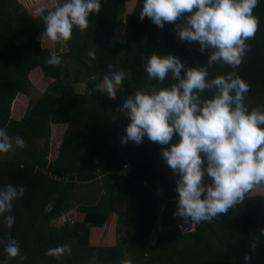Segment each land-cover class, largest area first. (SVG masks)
Returning <instances> with one entry per match:
<instances>
[{
    "label": "trees",
    "instance_id": "1",
    "mask_svg": "<svg viewBox=\"0 0 264 264\" xmlns=\"http://www.w3.org/2000/svg\"><path fill=\"white\" fill-rule=\"evenodd\" d=\"M142 4L143 0H101L100 12L89 16V27L83 32L73 29L72 38L64 43L78 69L72 83L63 60L59 66L47 64L53 52L43 46L40 35L45 26L34 15L36 8L47 14L56 2L40 0L26 8L20 0H0V128L25 141L23 149L16 148L13 140V151L0 153L6 158L0 159V188L7 184L26 188L12 213L5 214L15 216L10 230L0 216V264L8 259L3 249L9 235L19 242L26 259L16 257L8 264H90L93 255L97 264H136V259L138 264H245V255L251 256L249 264H264V235L259 231L264 228V192L259 186L228 213L182 233V218L173 215L179 175L161 154L170 145L151 142L147 136L140 144L121 142L130 122L119 111L123 101L156 83L144 71L151 55H173L184 69L207 67L209 80L233 70L222 63L208 67L211 49L202 53L199 46L191 48L178 41L175 34L182 20L176 25L165 22L163 28L148 17L141 21ZM253 14L259 19L258 31L247 42L251 51L235 70L250 85L245 96L249 110L264 108V0H259ZM90 50L96 59L88 62ZM109 64L127 74L115 99L97 91ZM34 77L50 84L31 101L21 120L13 119L11 105L20 95L31 97ZM84 77L89 89L79 93L76 86ZM175 83L169 71L161 86ZM211 95V91L202 94ZM61 125L67 131L57 152L50 139ZM42 140L46 144L41 148ZM178 141L175 134L170 144ZM97 160L105 191L97 201L83 204L76 194L98 179ZM209 184L210 179L205 185ZM75 208L86 216L72 222ZM116 231L125 235L117 245L109 238ZM254 238L258 244L251 251ZM65 243L71 244L70 254L59 259L45 255L48 248Z\"/></svg>",
    "mask_w": 264,
    "mask_h": 264
},
{
    "label": "clouds",
    "instance_id": "2",
    "mask_svg": "<svg viewBox=\"0 0 264 264\" xmlns=\"http://www.w3.org/2000/svg\"><path fill=\"white\" fill-rule=\"evenodd\" d=\"M258 2L143 0L141 21L148 17L163 28L165 22L176 25L182 20L176 29L179 38L198 42L202 53L211 49L208 67L222 63L233 69L209 80L207 67L184 69V64L173 55L153 54L147 58L144 71L147 79L156 83L136 90L119 108L130 121L125 128L126 136L121 138L123 144L129 141L140 144L147 136L151 142L170 145L162 148L161 154L172 172L179 175L175 182L177 210L173 215L186 223L211 222L242 204L249 192L264 185V108L249 110L245 96L250 85L235 71L251 51L247 42L254 39L258 31L259 19L253 14ZM101 7V0H64L47 14L43 8H36L34 15L41 18L45 26L43 38L63 44L72 38L74 28L85 31L89 27V16L99 13ZM87 56L88 62L96 59L94 50L88 51ZM61 62V57L55 54L47 59L50 66ZM169 71L178 83L162 87ZM126 75L123 70H113V65L109 64L97 91L115 99ZM206 91H211L210 98L202 96ZM59 127H56L58 132ZM175 134L179 141L170 144ZM13 140L16 148L25 147L21 136L10 137L6 128H0V153L12 150ZM205 173L211 180L209 185L203 183ZM25 191L22 185L7 184L0 188V216L9 230L15 216L5 214L12 213L14 202L22 198ZM259 231L264 235V228ZM257 244L254 238L249 249L254 251ZM3 250L8 259L2 264L16 257L21 261L26 259L21 255L19 242L10 235ZM70 253L71 244L65 243L48 248L45 255L59 259ZM243 259L249 264L251 256L245 255ZM90 264H97L96 255ZM122 264H131V261Z\"/></svg>",
    "mask_w": 264,
    "mask_h": 264
},
{
    "label": "rangeland",
    "instance_id": "3",
    "mask_svg": "<svg viewBox=\"0 0 264 264\" xmlns=\"http://www.w3.org/2000/svg\"><path fill=\"white\" fill-rule=\"evenodd\" d=\"M20 2L23 5H25L26 8H30V7H33V5H35L37 2H40V0H20ZM54 2H56V6H57L58 4H62L64 2V0H54ZM175 36H176V39L178 41H182L184 44L188 45L191 48L194 47L197 49V47L199 46L198 42H188V41L181 40L179 38L178 31H176ZM40 39L43 42L44 47L50 48L52 50L53 54L59 55L61 57V60H63V62H64L63 63L64 66L68 67L66 70V73H68V77L70 78V80L73 83L74 80H76L78 69L76 67L75 60L70 57L73 55H72L69 47H67L64 43L63 44L53 43V42L49 41L46 37L43 38V33L40 35ZM82 81H83V83L78 84L76 86V88H77L79 93H86L87 90L89 89V83H88V81L86 82L85 77L83 78ZM34 83H35V86L33 87V89H35V90L33 91L31 97L20 95L14 101L13 111L11 113V117L13 119L21 120L24 117V115L26 113H28V110L30 108L29 106L31 105V101L37 100L41 96V93H43L42 88H46L47 85L50 84V82L44 83L42 80L38 81L35 79V77H34ZM59 128L62 129L63 127L60 126ZM65 131H66V128L64 127L62 132L55 131L53 133V135L50 139V141H51L50 146L53 147L54 151L57 150V152H59L63 138H64ZM45 144H46V140H42L39 142V147H41V148L45 147ZM13 148L9 152L13 151ZM201 156L203 157V154H201ZM56 157H57V155H56ZM0 159H6L5 154H0ZM95 167L97 168L96 172H99V166L96 165ZM97 176H98L97 180H94L93 182L85 184L82 186V188L78 189V192L76 194L78 201H81V203H83V204L93 203L96 199L98 200V198L101 197L103 191H105L103 181H101L104 178V176L102 178H99L100 175H98V174H97ZM208 179L209 178L207 177V174L205 173L203 183L206 184ZM259 191L264 192V185L259 186ZM76 205L78 207L79 204L76 203ZM75 209H76V211H74V213L76 214V218L74 219V217H72L71 218L72 222L75 220H78V219H80V220L84 219V217L86 215L82 214L80 211H78L77 208H75ZM71 213H73V212H71ZM75 214H74V216H75ZM65 219H67V218L65 217ZM114 235L115 236H111L109 238L115 239L114 243H116V245L118 244L120 239H122L125 236V235H123L122 232H119V231H116V233ZM152 245H154V244L152 243ZM136 264H138L137 259H136Z\"/></svg>",
    "mask_w": 264,
    "mask_h": 264
},
{
    "label": "built area",
    "instance_id": "4",
    "mask_svg": "<svg viewBox=\"0 0 264 264\" xmlns=\"http://www.w3.org/2000/svg\"><path fill=\"white\" fill-rule=\"evenodd\" d=\"M100 160L97 161V164L99 166V172H96V174L100 175L99 178H102L104 175L101 174V165H100ZM179 228L181 230L182 233H187L191 230H193L195 228V224H191V223H186L183 219L182 221L179 223Z\"/></svg>",
    "mask_w": 264,
    "mask_h": 264
},
{
    "label": "crops",
    "instance_id": "5",
    "mask_svg": "<svg viewBox=\"0 0 264 264\" xmlns=\"http://www.w3.org/2000/svg\"><path fill=\"white\" fill-rule=\"evenodd\" d=\"M13 103H14V102H13ZM12 111H13V104L11 105V113H12ZM61 126L64 128L63 125H61ZM63 128H62V129L58 128V129H59L60 132H62ZM65 128L67 129V127H65Z\"/></svg>",
    "mask_w": 264,
    "mask_h": 264
}]
</instances>
